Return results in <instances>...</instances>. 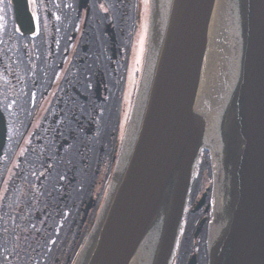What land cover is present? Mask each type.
Wrapping results in <instances>:
<instances>
[{"label": "water", "instance_id": "water-1", "mask_svg": "<svg viewBox=\"0 0 264 264\" xmlns=\"http://www.w3.org/2000/svg\"><path fill=\"white\" fill-rule=\"evenodd\" d=\"M12 3L31 27L27 0ZM5 140L0 111V157ZM204 151L209 264H264V0H150L121 152L75 264H173Z\"/></svg>", "mask_w": 264, "mask_h": 264}, {"label": "flooded vegetation", "instance_id": "flooded-vegetation-1", "mask_svg": "<svg viewBox=\"0 0 264 264\" xmlns=\"http://www.w3.org/2000/svg\"><path fill=\"white\" fill-rule=\"evenodd\" d=\"M27 2L33 24L21 28L0 0V264H74L121 151L150 0ZM211 184L202 168L176 264H205Z\"/></svg>", "mask_w": 264, "mask_h": 264}]
</instances>
